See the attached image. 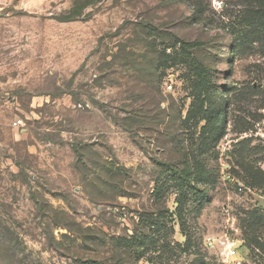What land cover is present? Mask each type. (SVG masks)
Returning <instances> with one entry per match:
<instances>
[{"label": "rangeland", "instance_id": "374dc122", "mask_svg": "<svg viewBox=\"0 0 264 264\" xmlns=\"http://www.w3.org/2000/svg\"><path fill=\"white\" fill-rule=\"evenodd\" d=\"M263 17L264 0H0V264H160L134 243L155 211L184 242V165L205 263L264 264V32L241 52L231 34ZM179 42L200 44L199 99Z\"/></svg>", "mask_w": 264, "mask_h": 264}, {"label": "trees", "instance_id": "16d2710c", "mask_svg": "<svg viewBox=\"0 0 264 264\" xmlns=\"http://www.w3.org/2000/svg\"><path fill=\"white\" fill-rule=\"evenodd\" d=\"M242 30L236 29V24L232 25L233 41H234V49L241 52V48L244 46V40L247 38H254L256 36L255 31L264 32V17L259 20H244V25L241 26ZM199 43H185L179 42V49L181 53L184 54V57H187L190 60V63L193 65V78L197 81V86L199 88L198 94L193 95V99H199L205 92H209V88L211 87V82L209 79L208 71L204 69L195 59L191 58L190 49L199 48ZM170 172H172L178 177L173 178L175 180L176 185V193L177 196L175 198V203L177 204V209L179 210L178 217L176 222L178 223L179 231L184 238V242L182 244L171 245L170 242L166 240L168 236L167 226L170 223V230L174 227V221H168L166 218L162 217L161 211H155L150 216V219H146L144 224L146 225L149 233L143 234L141 237H137L134 245L136 246L135 253L142 248L152 249V252L149 254L158 253L156 258L162 259L160 260V264H206L205 261L207 259L205 252L202 251L201 244L193 238L191 233V228L187 227L185 212L183 210V203L185 195H195L199 192L200 187H198L197 183H194L196 178L195 170H193L189 165H184L182 170H178L175 167H170ZM192 185V186H191ZM202 193H206V190H203ZM164 213H167L165 211ZM173 216V213H170ZM250 224V225H249ZM249 229L251 232H255V228L258 227V223L255 221L252 223H248ZM139 240V243L138 241ZM258 243V242H257ZM259 244V243H258ZM260 245V244H259ZM142 254H148L146 250L141 252ZM182 258L180 263L177 260H174V257ZM148 263L156 264L149 257L147 258Z\"/></svg>", "mask_w": 264, "mask_h": 264}, {"label": "built area", "instance_id": "2783aa9c", "mask_svg": "<svg viewBox=\"0 0 264 264\" xmlns=\"http://www.w3.org/2000/svg\"><path fill=\"white\" fill-rule=\"evenodd\" d=\"M168 89H170V87H168ZM21 123V121H18V124H20Z\"/></svg>", "mask_w": 264, "mask_h": 264}]
</instances>
